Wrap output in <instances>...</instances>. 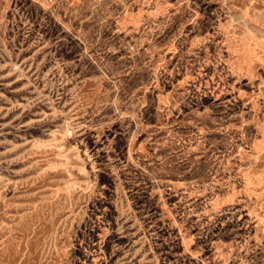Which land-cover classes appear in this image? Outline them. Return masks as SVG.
Instances as JSON below:
<instances>
[{"label":"rangeland","instance_id":"374dc122","mask_svg":"<svg viewBox=\"0 0 264 264\" xmlns=\"http://www.w3.org/2000/svg\"><path fill=\"white\" fill-rule=\"evenodd\" d=\"M0 264H264V0H0Z\"/></svg>","mask_w":264,"mask_h":264}]
</instances>
